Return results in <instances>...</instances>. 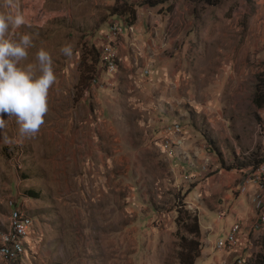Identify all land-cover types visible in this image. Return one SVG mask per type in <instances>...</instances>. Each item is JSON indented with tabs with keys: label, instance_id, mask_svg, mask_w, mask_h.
<instances>
[{
	"label": "rangeland",
	"instance_id": "1",
	"mask_svg": "<svg viewBox=\"0 0 264 264\" xmlns=\"http://www.w3.org/2000/svg\"><path fill=\"white\" fill-rule=\"evenodd\" d=\"M125 1L132 24L116 11L121 0H19L28 24L15 38L33 41L20 66L44 49L57 79L39 133L21 138L13 117L5 134L17 142L0 144V233L11 203L33 219L23 250L0 264H183L188 240L198 242L193 264H264L259 237L246 248L216 246L232 221L216 228V219L246 175L222 168L213 151L227 165L264 157V105L253 100L264 0ZM108 41L126 57L114 53L113 71L94 61L93 45ZM68 43L71 58L60 53ZM169 124L183 139L173 157L154 144ZM29 187L38 197L23 193Z\"/></svg>",
	"mask_w": 264,
	"mask_h": 264
},
{
	"label": "clouds",
	"instance_id": "2",
	"mask_svg": "<svg viewBox=\"0 0 264 264\" xmlns=\"http://www.w3.org/2000/svg\"><path fill=\"white\" fill-rule=\"evenodd\" d=\"M6 4L9 13L0 15V129L5 127L3 117H14L19 136L34 137L44 124L49 90L57 78L52 56L44 49L36 53L35 65L20 66L28 59L33 41L29 34L15 38L28 24L19 0H6ZM60 53L71 58L73 45H63Z\"/></svg>",
	"mask_w": 264,
	"mask_h": 264
},
{
	"label": "built area",
	"instance_id": "3",
	"mask_svg": "<svg viewBox=\"0 0 264 264\" xmlns=\"http://www.w3.org/2000/svg\"><path fill=\"white\" fill-rule=\"evenodd\" d=\"M113 30L118 31L120 28L113 27ZM109 43L110 41L104 42V45H102V52L99 53V59L101 66H105L108 70L113 71L116 68V62L114 61L115 54ZM177 129V124L165 125L162 129V132L169 136L163 137L160 147L168 155H174L182 149L183 139L177 136ZM10 160L17 162L16 155L10 156ZM245 181L246 183L248 181H254L258 185V190L252 196L256 208L259 210L258 220H256L254 225L264 227V160L256 167L253 174H248ZM244 188L241 187L240 190L243 191ZM11 205L12 208L8 216V228L0 233V256L5 259L12 258L23 250L24 236L33 224L31 215L23 207L12 203ZM239 228L240 225L238 223H233L225 233L224 239L216 242V246L218 248H225L236 243ZM243 263L244 260L241 258L235 261V264Z\"/></svg>",
	"mask_w": 264,
	"mask_h": 264
},
{
	"label": "crops",
	"instance_id": "4",
	"mask_svg": "<svg viewBox=\"0 0 264 264\" xmlns=\"http://www.w3.org/2000/svg\"><path fill=\"white\" fill-rule=\"evenodd\" d=\"M119 45H120V47L122 46L121 43H119ZM113 49H116V50H114V53L115 52L117 53V55L119 56V59L121 57L126 58L123 55L122 49L118 50V46H115V44H113ZM98 51H99V53L102 52V46ZM115 56H116V54H115ZM116 66H117V64H116ZM113 104H115V103H113ZM146 110L147 111L152 110L150 112L155 113L154 108L146 107ZM12 118L13 117H7V116L3 117V119L5 120V127L3 129H0V141H2L0 144L4 143L5 141L10 143V142L16 140V138L14 137L12 132L9 135L5 134V130L7 128H9V126H11L12 129L14 128L13 124L11 123ZM151 120L152 119H150V121ZM150 127H151L150 123L149 124L147 123V129H146V130H148L147 132H151L150 136L155 137L154 134H152L153 129L150 130ZM16 129L18 130L17 127H16ZM160 133L164 134L162 132V130ZM164 136H169V135L164 134L162 136L161 140L163 139ZM155 138H158V137L156 136ZM153 140H154V138H153ZM161 140L159 142L154 143L156 145V147H158L159 149H161V147H160ZM16 142L17 141H15V143ZM177 153H175L174 155H171V157L176 156ZM8 155H10V154L8 153ZM247 176L248 175H246L245 178ZM245 178H244V181L242 182V185H241V187H245L244 190L241 191L239 189L240 192L233 199L231 198L230 195H228V199L224 202V204L222 205V208H221V212H220L221 218L216 219L217 220L216 228L218 227V224L221 221L222 217L227 218L228 220H229V218H231L232 219V221L230 222L231 225L233 223H238L240 225L239 231L237 233V241H236V244L234 243V246L238 244L239 246H241L243 248H246L250 244V242L254 241V239L256 237H259L256 239L257 242L259 240L264 241V227L254 225L256 220H258L259 210L255 207L254 201L252 200V196L258 190V185L254 181H248L246 183ZM251 226H252V228H251ZM232 247L233 246H229V247H227V249L232 248Z\"/></svg>",
	"mask_w": 264,
	"mask_h": 264
},
{
	"label": "trees",
	"instance_id": "5",
	"mask_svg": "<svg viewBox=\"0 0 264 264\" xmlns=\"http://www.w3.org/2000/svg\"><path fill=\"white\" fill-rule=\"evenodd\" d=\"M121 1L122 3L119 5L116 11L119 12V14L124 16L126 19H128L129 17L127 22H129V24H132L135 18L134 4L133 3L129 4L125 0H121ZM141 1L144 4H148L149 6H155L156 4L162 2V0H141ZM220 1L221 0H205L207 4H211V5H215ZM93 49L96 52V59L94 61L97 63V61L99 60V51L96 49L95 45H93ZM253 100L255 103H257L258 106L264 105V72L258 77V82L256 83V93L255 96H253ZM209 140L210 142H213L211 139ZM213 151L217 154L222 168H225L227 170L236 169L239 170L244 175H248L252 173L256 169V167L264 160V157L258 158L256 156H253L248 159L246 158V160L245 159L239 160L238 157L233 156L231 164L227 165L224 163L223 157L219 149L213 148ZM23 193L29 197H38L37 191H35L32 187L25 188ZM189 229L191 233H194L195 235L198 236L199 227H198V220L195 215L193 216V223L192 225H190ZM197 252H198V242L193 240H188L185 242V249L180 253V260L183 262V264L184 263L193 264L194 259L197 256Z\"/></svg>",
	"mask_w": 264,
	"mask_h": 264
},
{
	"label": "bare ground",
	"instance_id": "6",
	"mask_svg": "<svg viewBox=\"0 0 264 264\" xmlns=\"http://www.w3.org/2000/svg\"><path fill=\"white\" fill-rule=\"evenodd\" d=\"M252 174H253V172H252ZM251 228H252V226H251Z\"/></svg>",
	"mask_w": 264,
	"mask_h": 264
}]
</instances>
